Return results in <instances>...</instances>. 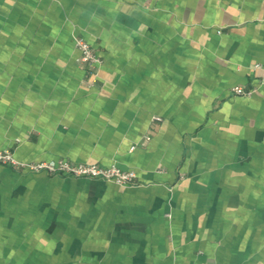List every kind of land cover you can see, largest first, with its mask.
<instances>
[{
    "label": "crops",
    "instance_id": "crops-1",
    "mask_svg": "<svg viewBox=\"0 0 264 264\" xmlns=\"http://www.w3.org/2000/svg\"><path fill=\"white\" fill-rule=\"evenodd\" d=\"M261 81L264 0H0V149L137 175L0 164V264H264Z\"/></svg>",
    "mask_w": 264,
    "mask_h": 264
},
{
    "label": "built area",
    "instance_id": "built-area-1",
    "mask_svg": "<svg viewBox=\"0 0 264 264\" xmlns=\"http://www.w3.org/2000/svg\"><path fill=\"white\" fill-rule=\"evenodd\" d=\"M76 47L80 52V61L91 69L95 70L102 63L100 56L86 40L78 38ZM256 67L261 68L262 66L257 65ZM260 84H264V81H261ZM231 92L236 96H251L254 90L238 85L233 87ZM153 120L161 122L162 118L154 116ZM147 140H150V138H147ZM0 164L35 174L46 173L53 176L100 179L113 182L121 187H130L136 183L137 179L134 171H125L115 165L105 168L96 164L74 163L68 160L25 162L18 160L10 149H0Z\"/></svg>",
    "mask_w": 264,
    "mask_h": 264
}]
</instances>
